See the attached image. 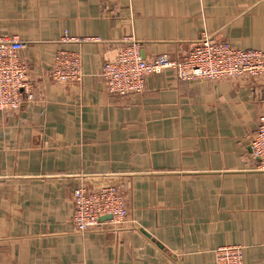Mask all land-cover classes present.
<instances>
[{
	"label": "crops",
	"instance_id": "1",
	"mask_svg": "<svg viewBox=\"0 0 264 264\" xmlns=\"http://www.w3.org/2000/svg\"><path fill=\"white\" fill-rule=\"evenodd\" d=\"M203 34L264 52V0H0V35L26 43L35 88L34 102L0 112V264H214L226 245L264 264V173L249 147L264 79L168 71L121 96L101 77L126 37L151 59L180 57ZM61 49L81 55L80 82L52 80ZM80 185L120 189L127 222L77 232Z\"/></svg>",
	"mask_w": 264,
	"mask_h": 264
},
{
	"label": "built area",
	"instance_id": "2",
	"mask_svg": "<svg viewBox=\"0 0 264 264\" xmlns=\"http://www.w3.org/2000/svg\"><path fill=\"white\" fill-rule=\"evenodd\" d=\"M98 40L93 37L62 38L64 43L77 44ZM25 47L26 43L17 36L0 35V112H15L35 100V88L21 57ZM113 52L102 65L101 77L106 92L114 95L142 93L146 77L168 71L182 81L264 79L263 51L241 49L208 34H203L188 53L176 58L160 54L145 59L139 41L132 37L124 38ZM82 77L79 52L58 50L53 57L52 80L66 86L80 82ZM249 147L254 170L264 173V114L258 119ZM72 200L71 223L79 233L103 223L120 227L128 220L125 200L115 186L91 189L80 185L73 190ZM107 216L110 219L103 221ZM213 257L214 264H243V247L220 246L213 250Z\"/></svg>",
	"mask_w": 264,
	"mask_h": 264
},
{
	"label": "water",
	"instance_id": "3",
	"mask_svg": "<svg viewBox=\"0 0 264 264\" xmlns=\"http://www.w3.org/2000/svg\"><path fill=\"white\" fill-rule=\"evenodd\" d=\"M109 219H110V217H108V216H107V217H104V218H102V220H103V221H104V220H106V221H107V220H109Z\"/></svg>",
	"mask_w": 264,
	"mask_h": 264
}]
</instances>
